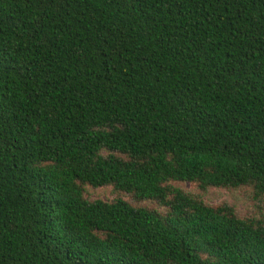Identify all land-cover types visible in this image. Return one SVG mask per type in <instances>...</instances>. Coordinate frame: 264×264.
<instances>
[{"label": "trees", "instance_id": "obj_1", "mask_svg": "<svg viewBox=\"0 0 264 264\" xmlns=\"http://www.w3.org/2000/svg\"><path fill=\"white\" fill-rule=\"evenodd\" d=\"M180 183L264 199V0H0V264H264Z\"/></svg>", "mask_w": 264, "mask_h": 264}, {"label": "rangeland", "instance_id": "obj_2", "mask_svg": "<svg viewBox=\"0 0 264 264\" xmlns=\"http://www.w3.org/2000/svg\"><path fill=\"white\" fill-rule=\"evenodd\" d=\"M176 186L183 189L188 194L200 198L208 205L215 206L222 203L230 204L236 209L241 218H264V199H255L250 189L227 190L209 188L206 191H201L195 184L180 183L176 184ZM84 197L88 200L100 199L109 202L115 198V194L110 188L93 189L88 187L85 189ZM124 198L130 200L126 196H124ZM131 202L137 206L154 207L159 211H163L162 208L156 206L151 201Z\"/></svg>", "mask_w": 264, "mask_h": 264}]
</instances>
